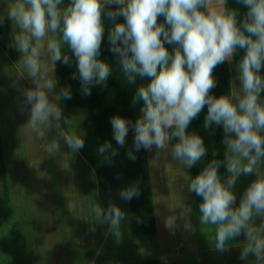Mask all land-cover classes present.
Masks as SVG:
<instances>
[{
  "label": "clouds",
  "instance_id": "1",
  "mask_svg": "<svg viewBox=\"0 0 264 264\" xmlns=\"http://www.w3.org/2000/svg\"><path fill=\"white\" fill-rule=\"evenodd\" d=\"M235 4L240 7L231 6L229 0H69L66 6L64 0H12L0 13V25L8 20L13 26L10 47L21 53L18 63L23 68L17 71V80L27 77L34 85L23 89L24 107L30 105L25 134L45 140L55 129L57 137L76 153L84 147V133L69 135L61 128L59 102L72 94L69 86L54 91L56 64L69 65L75 58L78 77L73 73L72 78H79L86 96L93 85L106 86L112 68L99 57L104 17L111 21L109 51L118 58L128 84L141 81L132 103L143 102L134 122L111 117L116 143L123 147L131 129L135 152L155 147L157 155L169 153L188 178V191L202 197L199 223L213 226L215 249L228 250L229 241L243 234L240 258L249 262L253 256L250 264H264V0H235ZM112 5L117 6L115 10ZM121 16L124 22H116ZM166 44L175 46L172 52ZM65 45L67 53L62 50ZM238 49L244 51L236 65L239 87L233 81L228 94H210L217 83L214 69L232 63ZM205 106L204 129L223 128L224 159L213 158L191 177L183 169L200 162L207 148L199 134L186 130ZM57 137L45 142L48 155L60 153ZM110 150L111 142H105L98 152L103 155ZM135 152L129 150L128 158L135 161ZM221 165L226 177L219 172ZM250 174L256 178L237 205L238 179ZM139 183L121 189L120 198H138ZM178 207L179 215L169 216L166 226L174 229L179 219L185 231H194L191 206L182 202ZM94 212L97 222L107 224L119 243L126 213L112 203L106 209L97 204Z\"/></svg>",
  "mask_w": 264,
  "mask_h": 264
},
{
  "label": "rangeland",
  "instance_id": "2",
  "mask_svg": "<svg viewBox=\"0 0 264 264\" xmlns=\"http://www.w3.org/2000/svg\"><path fill=\"white\" fill-rule=\"evenodd\" d=\"M9 23L12 33L13 26L10 21ZM1 40L0 37V42ZM12 50L13 57L9 58L0 48V152L3 153L8 178L7 199L4 198L0 187V247L12 246L14 251H21L27 255L29 264H36L35 232L39 231L44 237V250H49L46 258L50 259L53 256L52 250L55 249L52 241L55 245V233L59 229L53 231V226L66 221L72 215V220L76 224V254L79 257L73 260L74 263L138 264L141 259L158 257L154 256L157 255L158 249L153 241L131 240V237L129 240L126 239L130 233V211L127 201L120 198L119 192L100 194L96 189L93 171L77 152L73 153L64 140L57 137L55 129L46 134L45 140H39L34 133L25 134L23 126L28 121L30 105L24 107L23 89L34 85L27 77L17 80V71L23 70L22 65L18 63L21 53L14 47ZM226 64L230 89L233 81L239 87L236 65L233 62ZM14 84L16 86H13ZM54 91L57 92L56 88ZM59 103L62 108V102ZM84 115L83 109H73L67 120L61 119V128L71 133H83ZM53 137L60 140L61 151L56 155H48L45 151V142L51 141ZM147 156L152 165H154L152 160L158 161L159 168L166 176L165 198L158 199L156 204L159 228L161 225V229H164L161 233L167 232L169 245L177 242L183 244V238H180L186 236L183 221L178 219L177 226L169 229L166 226V219L172 215H179L178 206L182 202L189 205L186 201L187 189L184 186L187 177L182 175L178 162L174 161L169 153L161 152L157 155V150L153 147L151 151H147ZM38 160L40 162L37 165ZM158 171L157 165L153 168V173L158 174ZM183 171L186 172V169ZM172 174L175 177H171ZM255 178V174L241 176L235 190L237 191L238 187L242 189L243 186L246 189ZM176 191L178 199L169 194ZM240 198L241 196L237 204ZM201 202L202 200H198L195 204L199 239L203 241L201 250L178 251L181 262L178 259L176 261L165 259L163 264H250L255 259L253 256L249 257V262L240 258L245 237L243 242L242 238L238 242V237L229 241L228 250L222 253L215 249L213 226H201L199 223ZM110 203L117 205L126 213V218L121 224L122 239L119 243L109 234L107 224L97 222L94 212L97 204L106 209ZM259 222L257 219L256 223ZM241 236L243 234L239 238Z\"/></svg>",
  "mask_w": 264,
  "mask_h": 264
},
{
  "label": "trees",
  "instance_id": "3",
  "mask_svg": "<svg viewBox=\"0 0 264 264\" xmlns=\"http://www.w3.org/2000/svg\"><path fill=\"white\" fill-rule=\"evenodd\" d=\"M231 6L240 7L235 4V0H229ZM113 10L116 5L111 6ZM116 22H124V18L118 17ZM158 22L163 23L164 18L159 17ZM105 33L101 44V55L99 59L106 61L112 68V74L109 76L106 86L93 85L91 87V95L82 93L81 81L79 78L73 79V73L78 71L75 63V58L72 57L69 65H64L63 62H57L54 76L57 80L56 91L59 92L61 87L69 86L71 88L72 98L68 100L62 99V120H67L71 111L75 108L83 109L85 115L82 121L84 147L77 153L85 161V163L93 171L96 180V189L100 194H110L119 192L121 189L139 181L140 196L127 201V206L130 211L129 227L132 237L154 236L156 233L154 206L151 194V183L149 176V165L147 151L141 148L139 152H135L134 131L129 130L126 137V143L123 147L118 145L113 138L112 126L110 123L111 117L119 115L123 118L135 121L140 115V108L143 106L142 101H138L133 105L132 100L135 95L137 86L141 83L139 78L137 83L130 85L127 83L123 75L121 66L118 64V58L109 51L108 30L112 26V22L104 17ZM0 48L9 57H13L11 44L10 23L5 20L3 25H0ZM170 52L173 51L174 45H165ZM68 52L67 45L62 49ZM72 56L71 53H68ZM244 54L242 49H238L233 59V63L237 65L240 58ZM213 75L217 81L216 87L211 90L212 95L220 96L230 92L229 72L226 62L217 66L214 69ZM261 75L264 76V67L261 69ZM264 97V92H262ZM207 114V106L202 110L196 119H194L187 132H196L199 134L205 143L207 153L191 169H188V174L195 177L203 169V167L213 158L224 159V133L222 126H211L205 130L204 119ZM67 134L74 133L66 131ZM105 142H111L112 150L103 155L98 152V149ZM132 150L135 152V161L127 156V152ZM115 151V155H111ZM216 156L213 157V152ZM219 172L222 177H226V168L221 165ZM0 187L5 199L8 198V178L5 169L3 153L0 152ZM193 197L199 198L195 193H191ZM202 198V197H200ZM137 218L142 222L137 223ZM139 264H161L158 257L144 258L139 261Z\"/></svg>",
  "mask_w": 264,
  "mask_h": 264
},
{
  "label": "crops",
  "instance_id": "4",
  "mask_svg": "<svg viewBox=\"0 0 264 264\" xmlns=\"http://www.w3.org/2000/svg\"><path fill=\"white\" fill-rule=\"evenodd\" d=\"M12 3V0H0V13H4L7 6ZM69 3V0H64V6H66ZM8 21V20H7ZM152 163L154 165L151 164L150 159L148 158V165H149V176H150V183H151V194H152V200H153V206H154V216H155V225H156V233L154 236H150L151 238H148L147 236L145 237H141V238H136V237H132L131 232H130V227H129V234L127 236L126 239L129 240V238L131 237V240H138V241H153V244L155 246H157V255L154 256H158V258L161 261V264H163V261L169 260V261H176L177 259L181 262V259L178 255V251H182V252H189V251H200L201 247H202V240L199 239V232H198V228H197V222H196V210H195V204L198 200H202V198H197L196 199L191 196L192 194L188 191V187H187V180L185 179V185L186 189H187V194H186V201L189 203V205L192 208V214H191V223L193 226L194 231L192 232H188L186 231V236L183 235V244H181L180 242H177L173 245H169L168 240L166 238V233L165 237L164 234L161 233V225L159 228V223L157 220V211H156V204L158 203V199H162L164 200L165 198V191H166V184H165V175H163V172L161 171V169L159 168L160 165L158 163V161H153ZM158 165V174L157 173H153V168H156V166ZM186 173L188 174V169H186ZM189 175V174H188ZM175 177L174 174L171 175V177ZM170 178V177H169ZM186 178V177H185ZM180 179V178H179ZM183 186V194H185V187ZM239 189L235 191V194L237 196V201L239 199L240 196L243 195V192L245 191V187L243 186L242 189L240 187H238ZM175 193H178V191L176 192H171L169 194H171V196H175L178 199V195H176ZM174 198V197H173ZM238 205V204H237ZM130 214V212H129ZM70 218V219H69ZM73 217L72 215H70L66 221H63L62 223L59 224H55L56 226H53L54 229L59 228L56 233H55V240H56V244H53L52 241V245L54 246V250L53 251V256L50 259H47L46 256L49 253V250H44V237L43 234L41 232H35V238H36V242H37V246H36V252H37V256H36V264H77L74 263V259L77 260V258H79L76 254V244L77 241L75 239H77L76 236V224L75 222L72 220ZM163 228H164V224H163ZM53 233V232H52ZM184 234V233H183ZM130 235V236H129ZM245 236H241L240 238L238 237V242L241 241L242 238V242H243V238ZM166 238V239H165ZM246 238V237H245ZM89 241V240H88ZM202 241V242H201ZM5 242V240H4ZM2 242V245L3 243ZM6 244V242H5ZM74 248H75V253H74ZM57 252V254H56ZM130 255V254H129ZM96 255H94L95 257ZM73 261V263H72ZM0 264H29L28 263V259H27V255L17 251L13 250L12 246H8L5 247L2 246L0 247ZM139 264V262H138ZM198 264V263H196Z\"/></svg>",
  "mask_w": 264,
  "mask_h": 264
}]
</instances>
